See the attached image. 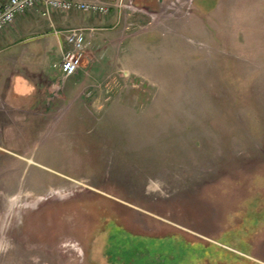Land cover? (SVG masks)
<instances>
[{
	"label": "rangeland",
	"instance_id": "1",
	"mask_svg": "<svg viewBox=\"0 0 264 264\" xmlns=\"http://www.w3.org/2000/svg\"><path fill=\"white\" fill-rule=\"evenodd\" d=\"M54 14L75 76L48 17L0 42V264H264V0Z\"/></svg>",
	"mask_w": 264,
	"mask_h": 264
},
{
	"label": "built area",
	"instance_id": "2",
	"mask_svg": "<svg viewBox=\"0 0 264 264\" xmlns=\"http://www.w3.org/2000/svg\"><path fill=\"white\" fill-rule=\"evenodd\" d=\"M0 0V34L11 28L16 20L31 13H39L48 17L53 13L67 15L82 13L89 16L106 17L111 9L121 7L123 0ZM56 38L66 44L62 52L57 71L62 78L68 79L75 76L81 69V58L86 43V33L83 29L54 30Z\"/></svg>",
	"mask_w": 264,
	"mask_h": 264
},
{
	"label": "crops",
	"instance_id": "3",
	"mask_svg": "<svg viewBox=\"0 0 264 264\" xmlns=\"http://www.w3.org/2000/svg\"><path fill=\"white\" fill-rule=\"evenodd\" d=\"M42 17L39 13H34V14H31V15H27V17H20L16 20V28L15 26L12 27L11 29H8L6 32H4L1 36H0V42L2 43H8V42H18L19 41V44H23L25 41H28L27 38H24L22 39L23 37V34H27L25 33V31L30 28L28 22V19L29 17ZM42 18H45V17H42ZM77 23H79V26L81 29H83V18L80 19L79 22H77L76 20H71L70 18L69 19H57V15L56 14H51L50 16H48V19L46 20V22L44 23V27L46 28V30L48 29H51L52 31L54 30H63L64 28L67 29L71 26H74V25H77ZM48 24V25H47ZM47 25V26H46ZM63 25V26H61ZM62 28V29H61ZM13 30V32L11 31ZM45 30V31H46ZM47 32V31H46ZM49 35L50 33L47 32ZM15 35V36H14ZM15 37V38H14ZM15 40V41H14ZM20 40H24L20 43ZM87 40V39H86ZM33 41V40H32ZM62 52H63V47L62 45L59 47V53L62 55ZM19 81H21L20 78H18V75H16L14 78H13V82L11 84V89L12 91L14 92V94L17 96V97H24V96H28L31 92L30 91H33V89L31 90L30 87H28L27 89H19Z\"/></svg>",
	"mask_w": 264,
	"mask_h": 264
}]
</instances>
